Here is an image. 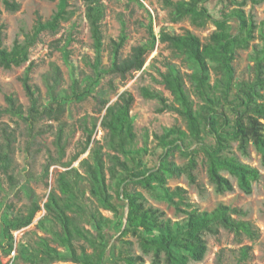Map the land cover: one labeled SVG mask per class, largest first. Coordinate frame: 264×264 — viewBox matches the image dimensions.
I'll use <instances>...</instances> for the list:
<instances>
[{"label":"trees","instance_id":"16d2710c","mask_svg":"<svg viewBox=\"0 0 264 264\" xmlns=\"http://www.w3.org/2000/svg\"><path fill=\"white\" fill-rule=\"evenodd\" d=\"M70 0H59L58 9L49 19L38 16L34 30L27 36L25 43L16 41L12 48L3 46L0 39V66L10 69L28 61L30 47L38 40L43 31H56L60 22L67 18V6ZM87 4L86 16L89 20L91 33L96 49L95 61L92 63L93 75L83 79L75 78L70 92L59 90L61 72L54 66L51 74L45 75L48 86V97L41 101L39 87L32 82L31 70L33 62L27 66L21 81L30 99V106L25 108L14 95H7L8 106L0 109L3 113H11L28 122L29 129H34L37 120L44 117L60 119L66 110L68 101H82L92 94V86L106 75H120L126 77L129 73L141 70L146 63V55L153 48L147 44L134 47L132 54L122 58L120 49L124 45L127 35L125 30L119 40L114 42L112 60L109 67L103 66L102 51L104 46L102 20L105 15L103 0H84ZM171 7V17L174 21L190 17L195 25H205L211 19L208 9L204 5L208 0H165ZM7 9L15 11L20 8L16 0H3ZM239 19V33L230 31V20ZM216 30L208 42H203L194 33L187 31L183 34L161 32V40L167 42L177 55H185L187 60L195 63L194 71L189 73V78L194 92L201 99L196 102L187 86L184 74L176 63L168 62L167 70L160 72L162 81L173 95L170 100L160 89L149 86L141 87V94L145 98L157 99L160 103L159 112L175 111L187 122V130L178 125L165 128L162 134H156L159 145L163 148L160 155V164L149 168L142 163L141 155L146 147L137 148L136 133L134 131V117L131 108L135 101L131 91H123L119 97L110 102L104 96L103 90H98L96 97L101 103L104 114L101 126L107 130V147L112 153H107L109 162L105 159L101 146L93 148L91 156L93 163H87V172L91 181V192L97 197L105 208L117 212L113 203V195L109 192L107 172L118 186V196L127 201V226L124 233H132L138 238L139 244L146 254H151V264H188L190 261H201L207 254V233L218 234L221 228L232 232L241 240L244 236L256 240L260 236V229L251 220L246 218L247 211L241 207L223 203L213 210H201L188 201L186 189L177 186L174 189L168 185V179L186 173L190 181L195 183L197 177L195 170L198 166L197 155L199 150L207 157L208 175L216 190L223 193L233 189L232 181L221 173L227 169L238 177L240 187L247 193L252 190V180L259 179L261 173L258 168L244 163L236 156H225L222 152L229 147V139L239 141L243 152L247 151L250 142L262 151L264 161V70L258 69L253 81L243 80L237 85V102L234 108L236 117L229 130L231 121L223 108V102L228 101V96L234 87L236 51L238 47L249 42L252 35L253 21H250L244 9L238 7L230 12H222V18L216 19ZM152 30V29H151ZM56 47H60L56 45ZM65 53L68 54L67 45ZM217 74L214 84L211 83V72ZM100 119V118H99ZM94 121L92 128L84 126L87 138L83 149L76 154L73 160L87 151L94 130L98 125ZM207 131L215 138V145L211 146L204 141L203 132ZM5 139H0V229L3 239L0 240V250L9 254L14 249V231L28 227L34 220L37 212L42 209V204L28 183L22 184V191L30 199L26 212L13 213L11 206L4 207L1 194L5 190L2 174L7 176L11 185L15 186L16 177L13 174V134L7 127L1 128ZM64 128L60 127L57 134L59 159L65 155L66 142L63 138ZM192 141L199 148L191 149L187 144ZM188 157L184 165L175 161V153ZM124 156V160L120 158ZM130 161L134 164L130 165ZM68 170L59 177V188L63 194L58 195L54 190L44 203L46 214L40 219V225L52 220L61 226V229L52 228V238L40 237L38 253L32 256L37 262L43 264L55 261H73V264H107L110 252L109 241L106 236V227L111 222L109 217L99 212L90 213L96 233L80 224L78 214H69V211L80 213L78 204L79 193L76 179L70 180ZM133 185H140L152 193L157 199L165 200L173 205L178 212L186 213L183 221L166 218L165 213L148 203L144 194ZM55 241L66 248V251L52 246L50 241ZM84 240L91 247L87 250L85 244L78 252L76 242ZM126 254L122 258L127 264H146L142 255L132 252V242L125 240ZM251 245H243L239 250V262L249 258Z\"/></svg>","mask_w":264,"mask_h":264},{"label":"rangeland","instance_id":"374dc122","mask_svg":"<svg viewBox=\"0 0 264 264\" xmlns=\"http://www.w3.org/2000/svg\"><path fill=\"white\" fill-rule=\"evenodd\" d=\"M20 3L18 10L12 11L6 8L3 0H0V39L3 46L12 48L16 41L25 43L27 36L32 33L38 16L49 19L57 11L59 0H16ZM176 1V0H173ZM105 15L102 20L103 31V66L109 67L112 60V48L114 42L119 40L123 30L127 35L124 45L120 49L122 58L129 57L134 47L147 44L152 46L146 55V63L141 70L129 73L126 77L120 75H106L92 86V94L82 101H68L65 112L60 119L44 117L37 120L34 129L30 131L28 122L11 113L0 111V139L5 141L1 128L7 127L13 134V174L16 177L15 186L11 185L5 174H2L5 190L1 194L4 207L11 206V211L26 212L30 199L24 191L22 184L28 183L38 196L42 209L39 210L33 222L27 227L14 231V249L6 254L0 250V264H43V261H33L32 256L37 254L40 237L52 238L53 226L61 229V226L51 219L40 225V219L46 214L44 203L54 190L58 195L63 194L59 188V177L62 172L68 170L70 180L76 179L79 193L78 204L81 217L80 224L89 228L93 233L96 230L92 224V211L99 212L109 217L111 222L106 227V236L109 241L108 250L110 255L107 264H127L123 260L126 254L127 244L125 240L132 242V252L142 255L146 264H151V254H146L141 248L138 238L132 233H124L127 226L128 205L124 198L118 196V186L107 172L110 183L109 192L113 195V203L117 212L109 210L100 204L96 196L91 192L90 176L87 172V160L93 163L91 156L93 148L102 147L105 159L109 162L107 153H112L107 147V130L101 126V118L104 111L96 97L98 90H103L105 98L114 102L125 91H131L135 101L131 108L134 117V131L136 133V147H146L142 152L143 165L155 168L160 164V155L163 148L159 145L156 134H162L167 127L174 125L187 130L186 120L175 111L159 112L160 103L157 99H147L141 94L142 86L160 89L170 100L173 95L162 81L160 72L167 70V63H176L184 74L187 86L196 102L201 99L194 92L189 78V73L194 71L195 63L187 60L185 55H177L167 42L160 38L161 32L183 34L187 31L199 36L203 42H208L212 33L216 30V19L222 18V12H230L234 8H242L250 21H253L252 35L249 42L237 48L234 61L235 78L234 87L228 96V101L223 102V110L232 124L236 117L234 108L237 102L238 83L243 80L253 81L256 72L260 68L264 70V0H208L204 5L211 15L205 25H195L190 17L174 21L171 17V7L165 0H103ZM69 14L60 22L56 31H43L38 40L30 47L28 61L10 69L0 66V109L8 106L6 96L14 95L19 103L25 108L30 106V99L25 91L21 76L24 74L30 62H33L31 70L32 82L40 89L41 101L45 102L48 97V86L45 80L46 74L53 72L57 66L61 72L59 90L70 92L75 78L83 79L87 75H93L92 63L95 61L96 49L91 33L89 20L86 16L87 4L84 0H70L67 6ZM239 19L234 17L230 20V31L239 33ZM152 29V30H151ZM59 45L60 47H56ZM67 45L68 54L65 53ZM217 74L211 72V83L214 84ZM264 95V90H262ZM100 118V119H99ZM94 130L92 142L78 159L74 156L83 149L87 132L84 126L92 128L94 121L98 120ZM264 122V120H263ZM64 128V141L66 142L65 155L59 159L57 146V134L60 127ZM204 141L215 145V138L207 131L203 133ZM229 147L222 153L225 156H236L244 163L259 169L261 176L252 180V190L245 192L239 185L238 177L227 169H221V173L227 176L233 184V189L219 192L210 181L208 175L206 154L199 150L197 155L198 166L195 170L197 181L191 182L186 173L178 177L168 179L171 188L182 186L186 189L187 200L201 210H213L220 203L241 207L247 211L246 218L251 220L260 229V236L256 240L248 237L237 239L235 235L225 228H221L218 234L207 233L208 251L201 261H190L188 264H264V161L262 151L253 142H250L247 151L243 152L239 147V141L230 138ZM187 144L191 149L199 148L192 141ZM124 160V156L120 154ZM189 158L180 153H175V161L184 165ZM134 163L130 161V165ZM141 191L149 204L161 209L166 218L183 221L186 213L178 212L176 208L165 200L157 199L148 189L133 185ZM3 239L0 229V240ZM52 246L66 251V248L55 241H50ZM85 244L91 251L88 243L84 240L76 242L78 252ZM243 245H251L250 256L247 260L239 262V250ZM39 254V253H38ZM73 261H55L49 264H73ZM166 264V263H162Z\"/></svg>","mask_w":264,"mask_h":264}]
</instances>
